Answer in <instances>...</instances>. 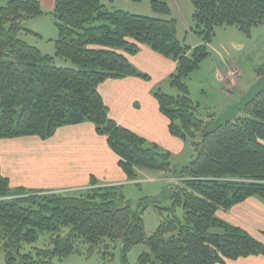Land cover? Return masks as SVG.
Here are the masks:
<instances>
[{
  "label": "trees",
  "instance_id": "1",
  "mask_svg": "<svg viewBox=\"0 0 264 264\" xmlns=\"http://www.w3.org/2000/svg\"><path fill=\"white\" fill-rule=\"evenodd\" d=\"M149 2L154 13L171 17L170 0ZM191 2V33L202 41L196 48L178 39L174 18L110 10L104 0H56L50 14L59 37L52 56L20 39L22 33L41 38L25 27L48 14L39 0H0V141L48 140L60 128L89 123L106 138L130 182L143 172L179 179L169 187L171 214L147 235L140 213L119 186H102L93 178L89 188L72 193L13 189L0 171V251L6 264L62 263L71 255L93 253L107 240L122 245V264H129L127 256L138 245L151 250L139 264H227L264 257V242L218 216L251 198L264 203V93L234 121L206 135L218 116H197L200 104L188 84L208 60L219 27L250 34L264 25V0ZM142 47L177 63L168 79L177 95L160 89L153 95L170 134L192 142L189 164H176L171 152L112 120L99 91L110 80L151 81L127 58ZM56 58L75 67H59ZM257 75L264 77V65ZM42 237L43 246L36 247Z\"/></svg>",
  "mask_w": 264,
  "mask_h": 264
},
{
  "label": "crops",
  "instance_id": "2",
  "mask_svg": "<svg viewBox=\"0 0 264 264\" xmlns=\"http://www.w3.org/2000/svg\"><path fill=\"white\" fill-rule=\"evenodd\" d=\"M130 1L132 2L104 0V3L110 10L129 12L130 10L123 7ZM39 2L44 10L50 13L48 11L54 10L56 0ZM172 3H175V10L182 19L184 15L180 12L176 0H170V8ZM172 15L173 12L171 17H160L176 19L180 41H186L193 48L202 44L201 40L194 42L191 33L193 27L190 23L181 26L179 19ZM127 58L138 71L147 74L151 81L128 77L104 82L99 91L109 108L110 118L127 130L142 136L149 143H155L163 150L171 152L176 164L183 163V156L187 151L186 144L170 134L169 120L160 112L153 95L155 90H162L164 85L170 84L168 79L174 74L177 63L147 47H142L138 55ZM227 65V60L221 62L224 69L217 74L227 73ZM230 76L229 70L225 79L231 83ZM230 96L232 95L227 97L230 99ZM213 114L215 113L210 112L208 117ZM0 171L9 178L13 189L28 188L46 193L85 190L91 186L93 178L103 182L102 186L126 185L130 182L106 138L98 135L95 126L89 123L60 128L56 136L48 140L25 137L0 141ZM218 216L264 242V203L259 199L251 198L229 211H220ZM227 264H264V257L253 256L229 261Z\"/></svg>",
  "mask_w": 264,
  "mask_h": 264
},
{
  "label": "rangeland",
  "instance_id": "3",
  "mask_svg": "<svg viewBox=\"0 0 264 264\" xmlns=\"http://www.w3.org/2000/svg\"><path fill=\"white\" fill-rule=\"evenodd\" d=\"M176 2L184 17L180 19L174 7L176 6L175 3L171 5L172 16L179 19L181 26L190 23L194 28L195 24L192 21L194 9L191 0H176ZM125 5L123 8L130 10L129 13L131 14H139L147 17L162 16L153 13L151 3L148 0H144L143 2L130 1L129 4L126 3ZM26 28L39 34L41 38L34 34L22 33L20 39H23L32 46L38 47L43 54L56 55L55 42L59 37V29L55 25V18L50 13L28 22ZM216 34L213 42L209 45L210 56L208 60L203 62L199 68L200 70L193 73L188 80L192 99L196 105L200 104L197 116L201 119L208 118L210 112L215 113L219 117L226 108L231 106L230 104L240 100L243 95L256 85L259 80L257 70L260 66L264 65V25L255 26L250 34L240 32L233 26H224L219 27L216 30ZM193 37L195 43L201 40L197 35H193ZM226 60L228 62V71H235L234 73H237L232 75L233 79L231 83L225 79L228 71L222 75L217 74L218 71L224 69L221 66V62ZM56 64L63 68L75 67L70 61L61 58H56ZM162 92L175 96L178 90L175 87H171L170 84H167L164 85ZM229 95H232L230 99L227 97ZM186 148L187 151L183 156V164H189V161L195 155L192 142L189 141L186 143ZM155 177H160V179L152 182L150 179H154ZM163 177L159 174L143 172L141 177L135 182L132 181L126 185H113L119 186L118 189L122 190L127 200L133 202L134 210L140 213L146 225L147 235L154 234L161 224L162 217L168 218V215L171 214L169 208L172 207L173 200L169 197V193H171L169 187H173V185L166 186ZM100 183L102 185L104 184L103 182ZM141 202H143L142 206L139 207ZM183 213V210L180 208L176 215L180 218L183 216ZM43 239L44 237L41 238V241L36 247L43 246ZM105 245L99 246L93 253L84 251L82 255H71L62 263L57 260L53 262L55 264H122V245L112 243L108 240ZM108 249L110 254L106 255ZM146 253L151 254L149 247L144 245L135 246L127 256L128 263L139 264V257ZM0 264H6L2 251H0Z\"/></svg>",
  "mask_w": 264,
  "mask_h": 264
},
{
  "label": "water",
  "instance_id": "4",
  "mask_svg": "<svg viewBox=\"0 0 264 264\" xmlns=\"http://www.w3.org/2000/svg\"><path fill=\"white\" fill-rule=\"evenodd\" d=\"M264 93V77L259 78L256 85L249 90L240 100H238L233 105L226 108L222 114L216 119L211 128L206 132V135H211L217 132L223 126L234 121L236 117L240 115L241 112L254 103L257 97Z\"/></svg>",
  "mask_w": 264,
  "mask_h": 264
},
{
  "label": "built area",
  "instance_id": "5",
  "mask_svg": "<svg viewBox=\"0 0 264 264\" xmlns=\"http://www.w3.org/2000/svg\"><path fill=\"white\" fill-rule=\"evenodd\" d=\"M235 71H232L231 72V80L233 79V77H232V75H235V74H237V73H234ZM155 181H157V179H155V180H152V182H155ZM167 181V182H166ZM178 181H179V179L177 180H165V182H166V184L168 183V184H174V185H176L177 183H178Z\"/></svg>",
  "mask_w": 264,
  "mask_h": 264
}]
</instances>
